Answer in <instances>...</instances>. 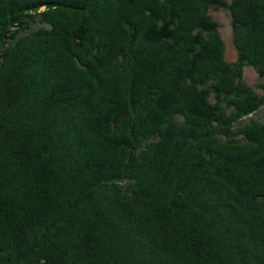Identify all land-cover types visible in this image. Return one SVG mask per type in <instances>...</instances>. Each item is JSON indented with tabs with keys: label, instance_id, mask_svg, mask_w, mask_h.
<instances>
[{
	"label": "trees",
	"instance_id": "16d2710c",
	"mask_svg": "<svg viewBox=\"0 0 264 264\" xmlns=\"http://www.w3.org/2000/svg\"><path fill=\"white\" fill-rule=\"evenodd\" d=\"M248 65L264 0H0V264H264Z\"/></svg>",
	"mask_w": 264,
	"mask_h": 264
},
{
	"label": "rangeland",
	"instance_id": "374dc122",
	"mask_svg": "<svg viewBox=\"0 0 264 264\" xmlns=\"http://www.w3.org/2000/svg\"><path fill=\"white\" fill-rule=\"evenodd\" d=\"M210 13L212 18L216 21L217 30L223 42L222 49L224 52L225 60L229 64H233L237 61L236 50L232 44V30L234 28L233 21L230 20L231 18L229 17V14L227 13L226 9L220 8L216 11H210ZM250 66L248 65L242 70V77L244 78L245 82L252 86L257 93L263 94V92L260 90V88H257V86L261 85L264 80L258 77L257 73L255 72L256 69ZM261 108L262 110L256 115H253L252 118L256 119L262 116V114L264 113V107Z\"/></svg>",
	"mask_w": 264,
	"mask_h": 264
}]
</instances>
